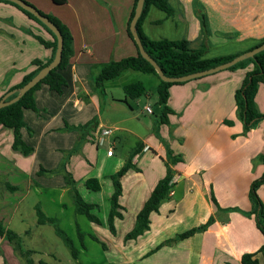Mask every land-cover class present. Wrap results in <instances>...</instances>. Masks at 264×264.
<instances>
[{
  "label": "crops",
  "instance_id": "1",
  "mask_svg": "<svg viewBox=\"0 0 264 264\" xmlns=\"http://www.w3.org/2000/svg\"><path fill=\"white\" fill-rule=\"evenodd\" d=\"M25 1L68 27L72 52L61 70L67 81L62 93L42 84L35 92L38 111L24 110L26 126L21 134L33 152L26 155L13 148V130L0 126V221L11 228L17 214L24 216L21 208L33 187L38 193L59 190L55 194L59 200L51 195L50 201L63 210L64 195L71 193L64 177L69 172L83 199L97 204L93 211L102 221L98 225L109 229L114 192L111 177L130 162V169L121 178L123 217L115 219L116 234L105 230V236L117 237L118 223H123L128 255L146 264H242L244 253L257 252L260 264H264V253L258 251L264 245V234L256 224L255 204L249 195L253 181L264 173V118L246 130L235 102V92L254 64L172 84L167 101L172 112L168 122H162L163 106L157 92L160 80H151L150 89L136 76L119 82L122 75L138 71L127 69L101 86L96 84L105 65L137 55L128 34L135 0ZM169 2L174 8L170 17L182 15L180 20L186 27L181 39L195 49H205L211 57L241 54L264 39V0ZM155 9H149L143 32L151 39L165 38L152 35L163 20L154 15ZM38 36L53 40L44 26L20 8L0 1V97L36 68L35 59L47 62L52 58V49ZM231 41L237 49H218ZM136 81L142 82L146 91L127 102L125 86ZM152 96L158 111L150 106ZM255 100L264 113V83ZM83 124V129L73 127ZM107 128L112 132L101 145L98 137ZM111 140L114 152L108 155ZM170 153L180 158L170 164L174 195L164 198L159 210L151 213L147 231L135 239H125L138 212L167 174ZM41 168L49 171L41 173ZM91 177L98 179L99 190L88 188ZM257 192L264 204V183ZM210 219L205 230L157 247ZM92 223L90 227L96 231V223ZM18 259L10 241L0 236V264H20Z\"/></svg>",
  "mask_w": 264,
  "mask_h": 264
},
{
  "label": "trees",
  "instance_id": "2",
  "mask_svg": "<svg viewBox=\"0 0 264 264\" xmlns=\"http://www.w3.org/2000/svg\"><path fill=\"white\" fill-rule=\"evenodd\" d=\"M0 1H5L17 6L27 15H29L34 20L39 22L42 26H44L53 36L52 41H47L42 37L38 36V39L45 47L52 49V53H53L52 58L47 62H43L40 59H35L33 61V64L36 66V68L30 73L26 74L23 80L19 84L11 87L7 91L9 92L11 90L18 89L19 87L23 86L32 77H34L42 68H44L54 59L56 54L58 39L55 33L45 23H43L39 18H37L34 14L29 12L25 8L9 0H0ZM54 1L56 3L64 2V0H54ZM137 3L138 0H135L128 26V34L137 48V55L125 57L121 60L111 62L105 65L101 70L100 74L98 75V77L96 78V84L98 86H101L104 81L119 76L124 70L127 69L138 70L141 72L153 73L157 75L160 79V84L158 86V91H157L159 97L158 103L163 106L161 121L168 122V114L172 112V109L167 105L168 96H169V87L172 84L181 83V82L163 80L159 76L153 64L150 61H148L139 52L138 45L136 44L130 30V22L134 16ZM152 6L164 11L166 15L169 17L174 14V8L169 2V0H144L142 13L136 23V29L141 38L145 50L158 63V65L160 66V68L162 69V71L166 76L174 78V77L191 74L197 71L205 70L213 66L219 65L223 62L229 61L235 58L236 56L240 55V54H235V55L206 58L204 55L205 49H195L191 47L190 42L186 39H174V40L168 38L151 39L143 32L142 23L149 9ZM40 12L45 16H47L59 28V30L62 33L63 36L62 59L56 67L52 68L44 78H42L36 85H34L30 90H28L20 99L0 108V126H4L13 130L14 132L13 148L22 151L26 155L33 152L34 148L29 144H27L22 138L21 130L24 126H26L24 120V110L33 109L35 111H38V107L35 101V92L40 88L42 84H47L52 90L62 93L63 88L67 85V81L63 76V74L61 73V70L66 68L69 62V56L71 55L72 52V48H71L72 36L68 27L65 26L56 17L49 16L43 13L42 11ZM263 42L264 39L259 44L255 45L254 47L248 50L255 48L256 46L262 44ZM248 63H253L254 68L246 74L242 86L239 89H237L235 92L237 113L240 119L242 120L246 130H250L259 120L264 118V113L259 111L255 100L260 84L264 83V49L255 53L252 57H248L233 64L232 66L229 67V69L245 66ZM145 91H146L145 86L140 81L127 84L125 86L126 101L129 102L130 100L140 97L145 93ZM17 94H18L17 91L14 92L12 95L8 97V99L15 97ZM3 96H1L0 99ZM227 123H230V121L227 120ZM85 126L86 124L73 126V127L78 129H83ZM179 159H180L179 156L172 155L171 153L169 154V159L167 161V167H168L167 174L162 179L159 180V182L151 192V195L146 200L141 210L138 212L136 216L135 225L126 234L125 239L127 240L135 239L150 228L151 213L159 210L161 202L163 201L164 198L167 197L169 191L172 188L170 181L173 176L170 169V164L179 161ZM130 167H131V163L127 162L111 177L114 184V192L110 198L111 208L108 216V226L113 234L116 233L115 219L123 217V214L121 212L123 206L119 202L123 192L121 178L130 169ZM46 171L49 170H45L44 168H41L39 172L42 173ZM64 177L66 183L70 185V192L72 194L75 203L76 212L85 215L88 218V220L93 223L101 224L102 223L101 219L93 211L98 207L97 204L88 203L83 199V197L80 195L79 191L75 187V180L72 178V175L69 172H66L64 174ZM263 183H264V173L260 178H257L253 181L250 187L249 195L255 204L253 213L255 214L256 224L264 234V204L261 201L257 192L258 187ZM87 186L92 190H99L101 187L98 179L93 177L87 179ZM36 215H37L38 224L50 223L55 226L56 234L60 236L63 239L64 243L71 249L72 256L74 258H78L80 254V249L76 246L74 240L71 237H69L67 233L58 225L59 219L55 216H48L43 211L40 205L36 206ZM211 222L212 219H210L207 223L201 226L194 227L182 233H179L174 238L164 241L162 244H160L157 247H160L161 245L164 244H172L173 242L187 238L198 231L205 230ZM77 230H78V238L82 246L84 247L83 241L85 234L81 231L79 226ZM0 236L5 237L10 242L15 243L16 248L18 249L22 248L20 242V236L10 228L6 227L1 221H0ZM93 237L94 239L99 240L98 237L96 236ZM258 251L264 253V245H262ZM256 254L257 252L244 253L241 257L242 264H260V261L256 257Z\"/></svg>",
  "mask_w": 264,
  "mask_h": 264
},
{
  "label": "rangeland",
  "instance_id": "3",
  "mask_svg": "<svg viewBox=\"0 0 264 264\" xmlns=\"http://www.w3.org/2000/svg\"><path fill=\"white\" fill-rule=\"evenodd\" d=\"M156 14H159L163 20L158 22L154 27L152 32L153 36L165 37L168 39H181L185 37L186 27L182 20H180L182 19V15L178 16V18H168L165 13L159 9H155L154 15L156 16ZM225 41L226 40L223 42ZM237 47L235 42L231 41L227 46L219 47L218 49L231 48L235 50ZM211 50L214 51L215 48L213 47ZM204 55L205 57H211L210 55L212 54L205 53ZM131 72L132 73H129L131 75H122L118 81H131V79H134V76H136L141 80L143 79L145 85L150 89L152 86L151 80H160L157 75H150L140 71ZM153 93V95H156L155 90ZM149 103L155 111H158L159 108L155 96L151 97ZM21 187L22 186H19V191L22 190ZM34 189V187L31 189L27 199L22 205L21 209L24 211V216L22 217L20 214H17L10 228L14 232L17 230L18 233H16L20 236L21 249L16 248L15 243L10 242L13 252L19 257L18 260L20 264H146L144 261L140 262L137 256L128 255L129 248L123 245L122 222L118 223L117 237H114V235L111 237L105 236V230H107V232L109 231L108 227L95 223L94 225L92 223L97 228L96 231L92 229L88 218L76 212L71 193H65L63 198L64 207H62L63 210H61V206L50 201L51 195L59 193V190L43 189V193H38V191H34ZM55 197L59 200L57 195H55ZM37 205H42L41 208L44 212L56 216L59 219L58 225L74 240L76 246L80 249L78 258L72 256L71 249L64 243L63 239L56 234L54 225L50 223H37ZM77 226H79L81 231L85 234L83 241L84 247L78 239ZM20 230L21 232H19ZM91 236H96L99 240ZM147 264L156 263L150 261L147 262Z\"/></svg>",
  "mask_w": 264,
  "mask_h": 264
},
{
  "label": "water",
  "instance_id": "4",
  "mask_svg": "<svg viewBox=\"0 0 264 264\" xmlns=\"http://www.w3.org/2000/svg\"><path fill=\"white\" fill-rule=\"evenodd\" d=\"M12 2H15L16 4H18L19 6L25 8L26 10H28L29 12H31L32 14H34L37 18H39L43 23H45L57 36L58 39V44H57V49H56V54L54 59L48 64L46 65L44 68H42L34 77H32L28 82H26L23 86L19 87L18 89H14L11 90L9 92H7L1 99H0V108L9 105L15 101H17L18 99H20L28 90H30L34 85H36L42 78H44L47 73L54 67H56L59 62L62 59V51H63V36L61 31L59 30V28L44 14H42L35 6L29 4L28 2H26L25 0H9ZM143 6H144V0H138L137 6H136V10L134 13V16L130 22V30L131 33L134 37V40L136 42V44L138 45V49L139 52L148 60L150 61L153 66L155 67L156 71L158 72L159 76L166 81H174V82H182V81H186L192 78H196V77H201L207 74H211L220 70H224L229 68L230 66H232L233 64L246 59L248 57H252L255 53L261 51L264 49V42L258 46H256L255 48L248 50L238 56H236L235 58L223 62L219 65L213 66L211 68L205 69V70H201V71H197L191 74H187V75H183V76H179V77H168L164 74V72L162 71V69L160 68V66L158 65V63L148 54V52L145 50L141 38L137 32L136 29V23L142 13L143 10ZM18 92V94L11 98L8 99V97L10 95H12L14 92Z\"/></svg>",
  "mask_w": 264,
  "mask_h": 264
},
{
  "label": "built area",
  "instance_id": "5",
  "mask_svg": "<svg viewBox=\"0 0 264 264\" xmlns=\"http://www.w3.org/2000/svg\"><path fill=\"white\" fill-rule=\"evenodd\" d=\"M146 110L148 112H152V109H151L150 106H146ZM111 132H112V130L110 128L104 129L101 132V134L99 135V137H98V143L101 144V145L104 144V142H105V136L109 135ZM113 152H114V142H113V140H111L110 142H108L107 154L108 155H112ZM173 182L174 181L171 179L170 184L172 186H173ZM174 193L175 192H174V189L172 187L171 190L169 191L167 197H172L174 195Z\"/></svg>",
  "mask_w": 264,
  "mask_h": 264
}]
</instances>
